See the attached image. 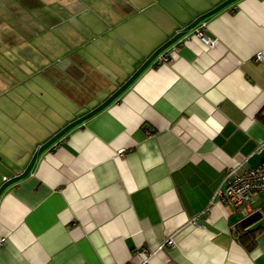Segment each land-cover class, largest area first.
<instances>
[{
    "label": "crops",
    "instance_id": "obj_1",
    "mask_svg": "<svg viewBox=\"0 0 264 264\" xmlns=\"http://www.w3.org/2000/svg\"><path fill=\"white\" fill-rule=\"evenodd\" d=\"M38 1L0 0V99L77 108L0 117V264H264V192L215 196L264 158V0Z\"/></svg>",
    "mask_w": 264,
    "mask_h": 264
},
{
    "label": "rangeland",
    "instance_id": "obj_2",
    "mask_svg": "<svg viewBox=\"0 0 264 264\" xmlns=\"http://www.w3.org/2000/svg\"><path fill=\"white\" fill-rule=\"evenodd\" d=\"M28 1V3L31 4L35 0ZM51 1L52 0H39L38 2H42L45 6H41L36 11L32 10L33 14L35 15V13H38L46 15L45 12L50 10ZM28 3L25 5H28ZM47 13H50V11ZM43 75L40 73L33 75V78L35 79L31 82L32 85H28L26 89L21 88L17 92H11L7 96L1 98L0 101L2 102L0 105H2L1 112L3 114H0V117H23L25 115L24 113H35L36 117H49L50 113V128L52 127L53 129V124H56L55 121L57 117L63 118L67 116L66 113H63V111L68 112L71 111V109L77 108L70 106L72 104H70L68 100H63V91H60V89L56 87L55 88L58 90L57 93L59 94V98L57 97V100L52 98L50 101V98L55 96L54 94L56 91L55 89L50 88V83L48 84L50 79H47V77ZM61 88H63L62 85ZM35 109L38 111L36 112Z\"/></svg>",
    "mask_w": 264,
    "mask_h": 264
},
{
    "label": "built area",
    "instance_id": "obj_3",
    "mask_svg": "<svg viewBox=\"0 0 264 264\" xmlns=\"http://www.w3.org/2000/svg\"><path fill=\"white\" fill-rule=\"evenodd\" d=\"M199 37L208 45L213 44V41L207 40L204 36L199 35ZM263 60V54H256L254 61L259 62ZM164 61H166V59H164ZM257 151L259 153H264V142L258 146ZM231 173H234V170H232ZM261 192H264V158L258 166L235 174L231 180L226 182L224 189L216 191L215 196L218 198L219 202L229 204L233 207H250L254 201V197ZM167 244L172 245L173 239L169 238ZM150 256L151 252L147 249H143L139 254V264H149Z\"/></svg>",
    "mask_w": 264,
    "mask_h": 264
},
{
    "label": "trees",
    "instance_id": "obj_4",
    "mask_svg": "<svg viewBox=\"0 0 264 264\" xmlns=\"http://www.w3.org/2000/svg\"><path fill=\"white\" fill-rule=\"evenodd\" d=\"M245 238H246L247 241H250V240L253 241V240H252L249 236H247V235L245 236Z\"/></svg>",
    "mask_w": 264,
    "mask_h": 264
}]
</instances>
